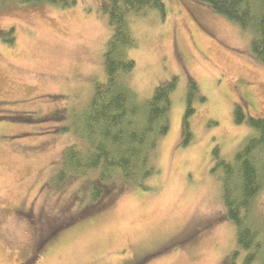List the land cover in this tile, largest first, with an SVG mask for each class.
<instances>
[{"label": "rangeland", "instance_id": "rangeland-1", "mask_svg": "<svg viewBox=\"0 0 264 264\" xmlns=\"http://www.w3.org/2000/svg\"><path fill=\"white\" fill-rule=\"evenodd\" d=\"M102 1L0 0V264H260L246 262L227 217L213 149L231 160L254 132L235 120V106L264 115V63L251 33L206 3L164 0V14L152 9L131 23L129 83L139 97L177 79L148 188L105 186L92 201L95 174L57 178L65 148L78 141L69 127L106 76L112 28ZM192 78L205 99L193 103L184 143ZM255 203L264 218V187Z\"/></svg>", "mask_w": 264, "mask_h": 264}, {"label": "trees", "instance_id": "trees-1", "mask_svg": "<svg viewBox=\"0 0 264 264\" xmlns=\"http://www.w3.org/2000/svg\"><path fill=\"white\" fill-rule=\"evenodd\" d=\"M5 1V0H3ZM30 4L71 7L78 0H18ZM236 21L251 33V51L264 63V0H197ZM165 13L164 0H103L101 11L108 16L112 33L104 51L105 79L96 81L91 99L71 128L78 141L65 148L57 178L95 174L87 186L92 201L99 200L105 186L124 189L129 184L148 188L147 179L158 172L155 157L160 139L171 126L173 78L156 86L149 98L142 99L129 83L136 62L129 51L138 45L131 23L149 10ZM13 28L7 40L12 43ZM199 86L190 79L183 121V142L192 132L189 117L195 112ZM235 120L247 121L254 129L233 159L213 149L227 217L236 225L238 243L247 250L246 262L260 259L264 264V218L257 211L256 197L264 187V115L253 116L242 104L235 106ZM68 128V127H67ZM111 184V185H109ZM124 188H123V187Z\"/></svg>", "mask_w": 264, "mask_h": 264}, {"label": "flooded vegetation", "instance_id": "flooded-vegetation-1", "mask_svg": "<svg viewBox=\"0 0 264 264\" xmlns=\"http://www.w3.org/2000/svg\"><path fill=\"white\" fill-rule=\"evenodd\" d=\"M142 258H136L133 263H129V264H142L143 263L142 262V260H143Z\"/></svg>", "mask_w": 264, "mask_h": 264}]
</instances>
